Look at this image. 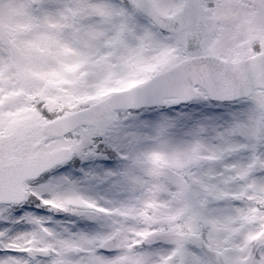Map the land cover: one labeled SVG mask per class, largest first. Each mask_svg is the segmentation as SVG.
Returning a JSON list of instances; mask_svg holds the SVG:
<instances>
[{
  "label": "snow or ice",
  "instance_id": "snow-or-ice-1",
  "mask_svg": "<svg viewBox=\"0 0 264 264\" xmlns=\"http://www.w3.org/2000/svg\"><path fill=\"white\" fill-rule=\"evenodd\" d=\"M0 264H264V0H0Z\"/></svg>",
  "mask_w": 264,
  "mask_h": 264
}]
</instances>
